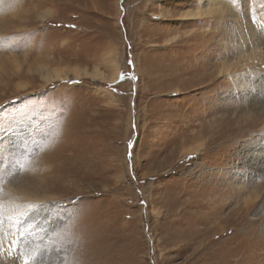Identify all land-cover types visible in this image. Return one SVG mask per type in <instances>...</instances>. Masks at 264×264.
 I'll return each mask as SVG.
<instances>
[{
  "label": "rangeland",
  "instance_id": "374dc122",
  "mask_svg": "<svg viewBox=\"0 0 264 264\" xmlns=\"http://www.w3.org/2000/svg\"><path fill=\"white\" fill-rule=\"evenodd\" d=\"M199 1L0 0V264H264V0Z\"/></svg>",
  "mask_w": 264,
  "mask_h": 264
},
{
  "label": "bare ground",
  "instance_id": "6f19581e",
  "mask_svg": "<svg viewBox=\"0 0 264 264\" xmlns=\"http://www.w3.org/2000/svg\"><path fill=\"white\" fill-rule=\"evenodd\" d=\"M199 2H202V0L201 1H199ZM197 10V9H196ZM190 12V11H189ZM201 13H204V12H200V11H197V12H192V13H189V15H191V16H189L190 18H194V17H196V16H200V14ZM188 14V13H187ZM111 60H112V58H111ZM115 67V66H114ZM44 69H46V68H44ZM52 70V69H51ZM46 71V70H45ZM44 71V72H45ZM50 72V71H49ZM49 72H47L45 75H44V77L43 78H45V81L47 82V83H50V82H53V81H55V80H63V79H66L69 75H72V77L74 78H81L82 76H86V75H94V76H104V75H102V73L100 72V71H98V70H96V69H94L93 71H87L86 69H83V70H80V69H78V68H70V69H68V70H62V71H60V69H59V71L58 70H55L54 69V71H52V73H49ZM117 74H118V70H116L115 72H114V74L111 76V77H115V76H117ZM188 152H195V151H197V148H191V149H188L187 150ZM2 257V256H1Z\"/></svg>",
  "mask_w": 264,
  "mask_h": 264
},
{
  "label": "snow or ice",
  "instance_id": "6c2138e0",
  "mask_svg": "<svg viewBox=\"0 0 264 264\" xmlns=\"http://www.w3.org/2000/svg\"><path fill=\"white\" fill-rule=\"evenodd\" d=\"M69 27H75L74 25H70ZM129 64L131 65L132 64V61L131 60H129ZM124 78H131V77H123L122 76V79H124ZM132 143H131V148H132ZM129 159L131 160L132 159V151H130L129 152ZM142 203H143V201H142ZM39 207V205H36V206H34L33 208H30L29 209V212H32L34 209H36V208H38ZM28 213H25L24 215H27ZM25 235H26V233L23 231V230H21L20 232H19V237L21 238V239H23L24 237H25ZM14 243H18V241H16V242H14ZM3 251H4V249H3V246L2 245H0V255H2L3 254ZM9 251H11V250H9Z\"/></svg>",
  "mask_w": 264,
  "mask_h": 264
}]
</instances>
